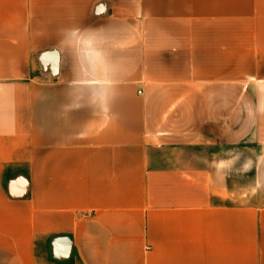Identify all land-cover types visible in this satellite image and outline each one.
<instances>
[{
  "label": "crops",
  "instance_id": "obj_1",
  "mask_svg": "<svg viewBox=\"0 0 264 264\" xmlns=\"http://www.w3.org/2000/svg\"><path fill=\"white\" fill-rule=\"evenodd\" d=\"M0 264H264V0H0Z\"/></svg>",
  "mask_w": 264,
  "mask_h": 264
},
{
  "label": "rangeland",
  "instance_id": "obj_2",
  "mask_svg": "<svg viewBox=\"0 0 264 264\" xmlns=\"http://www.w3.org/2000/svg\"><path fill=\"white\" fill-rule=\"evenodd\" d=\"M252 170H244V178H243V185H244V194H243V201H248V202H261L260 198L253 192V190H249L247 186L249 184L251 185L253 183V177L251 174ZM247 187V188H246ZM248 189L249 191H246Z\"/></svg>",
  "mask_w": 264,
  "mask_h": 264
}]
</instances>
